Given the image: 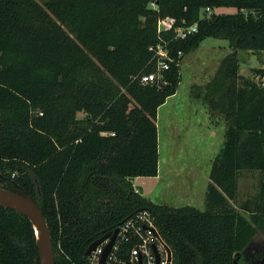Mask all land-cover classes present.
Here are the masks:
<instances>
[{
	"label": "trees",
	"instance_id": "obj_1",
	"mask_svg": "<svg viewBox=\"0 0 264 264\" xmlns=\"http://www.w3.org/2000/svg\"><path fill=\"white\" fill-rule=\"evenodd\" d=\"M223 6L235 12H213ZM166 17L172 27L159 30ZM206 37L229 47L202 87L209 115L226 121L224 143L205 209L172 207L129 178L157 176V109L175 94L184 55ZM158 44L173 61L161 81L143 84ZM238 51L264 53V0H0V188L37 203L55 264H88V245L138 213L153 219L171 264H233L253 231L230 203L239 172H258L259 184L238 207L252 216L264 205V69L240 74ZM132 246L121 242L113 264L129 261ZM0 264H38L32 223L1 205Z\"/></svg>",
	"mask_w": 264,
	"mask_h": 264
},
{
	"label": "rangeland",
	"instance_id": "obj_2",
	"mask_svg": "<svg viewBox=\"0 0 264 264\" xmlns=\"http://www.w3.org/2000/svg\"><path fill=\"white\" fill-rule=\"evenodd\" d=\"M213 12L233 13L235 8L223 6L213 9ZM228 52L226 39L206 37L197 49L182 58L177 94L166 99L157 109L158 176L131 181L133 189L137 185L142 187L144 197L172 207L192 205L205 209L211 162L223 146L226 121L217 113L209 115L203 103L202 87L211 79L220 59ZM252 53L251 59L243 55L240 61L241 66L248 70L259 67L264 59L262 55ZM249 73L248 76L251 75ZM82 116L78 113V117ZM258 184V172H239L237 195L235 200H230L253 228L247 246L251 243L249 251L256 253L264 249V205L261 212L252 216L238 206L256 193ZM145 217L151 220L148 214ZM260 259L257 256L258 261L254 264H258ZM244 263V256L240 253L236 264Z\"/></svg>",
	"mask_w": 264,
	"mask_h": 264
},
{
	"label": "built area",
	"instance_id": "obj_3",
	"mask_svg": "<svg viewBox=\"0 0 264 264\" xmlns=\"http://www.w3.org/2000/svg\"><path fill=\"white\" fill-rule=\"evenodd\" d=\"M205 12L206 15L209 16L212 13V9L206 7ZM173 23L174 19L169 17L159 21V25H162V29L171 28ZM174 32L176 38L183 39L187 35L196 32V23L188 26L184 24L179 25L174 29ZM153 51L155 71L141 74L139 76V81L143 84L161 81L162 72L168 69L170 62L173 61V57L168 49L164 48L160 44L155 46ZM177 54L180 55V51H178ZM260 81L262 85H264V77L261 78ZM144 215L145 213H138L134 218L124 221L123 224L119 226L116 239L104 264H113L116 261L115 252L118 250L121 242L133 243L129 254V262L131 264H138L139 255L142 258V264H155V257L151 248L153 244L156 246L160 256L159 264H167V244L159 235L153 219L151 218V220H149L146 217L144 218ZM105 242L106 241L99 244L89 255H87L88 264H98Z\"/></svg>",
	"mask_w": 264,
	"mask_h": 264
},
{
	"label": "water",
	"instance_id": "obj_4",
	"mask_svg": "<svg viewBox=\"0 0 264 264\" xmlns=\"http://www.w3.org/2000/svg\"><path fill=\"white\" fill-rule=\"evenodd\" d=\"M158 28L159 30H161L162 25H159ZM129 180L133 181L134 178L130 177ZM134 189L140 194L143 193L142 187L139 185L135 186ZM0 205L6 208L13 209L25 215L32 223L34 235L37 241L38 264H55L54 251H53L50 232L46 220L37 203L24 192H20V191L12 192L0 188ZM139 211L140 210H137V212ZM124 221H126V219ZM118 228L119 227H116L111 233L109 232L105 233L101 237L93 240L86 248L85 254L89 255L91 251H93L99 244L106 241L103 245V250L100 254V258L98 261V264H104L108 254L111 251L112 245L116 239L119 230ZM151 248L155 257V264H159L160 256L157 251V248L154 244L152 245ZM166 251H167V264H171L172 255H171V250L168 246L166 247ZM240 253L241 252L236 253V258L233 260V264H236L237 257L239 256ZM124 264H131V263L127 261ZM138 264H142V258L140 255L138 256ZM258 264H264V258H262Z\"/></svg>",
	"mask_w": 264,
	"mask_h": 264
},
{
	"label": "crops",
	"instance_id": "obj_5",
	"mask_svg": "<svg viewBox=\"0 0 264 264\" xmlns=\"http://www.w3.org/2000/svg\"><path fill=\"white\" fill-rule=\"evenodd\" d=\"M220 47H223L224 49L225 48H227L225 45H220ZM229 48V47H228ZM252 52H244V51H238V53H237V56H238V62H239V73L240 74H242V75H247V74H250L249 72H250V70H248L247 69V67H242L241 66V62L240 61H242L241 60V58H243V55H246V57H247V55H248V58L249 59H251V56H250V54H251ZM227 54V53H226ZM225 54V55H226ZM253 54V53H252ZM258 54H260V56L262 55L263 57H264V53H262V52H260V53H258ZM224 55V56H225ZM262 63H261V65L259 66V67H257V68H262V69H264V59H262ZM248 76V75H247ZM176 94H177V90H176V92H175V94H173V95H171V96H169L167 99H170V98H173V97H175L176 96ZM157 176H158V174H157ZM135 179H137V178H134V180Z\"/></svg>",
	"mask_w": 264,
	"mask_h": 264
},
{
	"label": "flooded vegetation",
	"instance_id": "obj_6",
	"mask_svg": "<svg viewBox=\"0 0 264 264\" xmlns=\"http://www.w3.org/2000/svg\"><path fill=\"white\" fill-rule=\"evenodd\" d=\"M250 245H251V243H249V245L241 251V254L244 256V261H245L244 264H254L256 261H258L257 256L261 257V259L264 258V249H261V251L257 252V253L256 252H250L249 251ZM254 250H256V249H254Z\"/></svg>",
	"mask_w": 264,
	"mask_h": 264
}]
</instances>
